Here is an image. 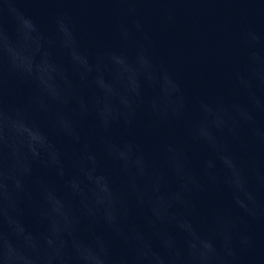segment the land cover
Wrapping results in <instances>:
<instances>
[{
  "label": "water",
  "instance_id": "water-1",
  "mask_svg": "<svg viewBox=\"0 0 264 264\" xmlns=\"http://www.w3.org/2000/svg\"><path fill=\"white\" fill-rule=\"evenodd\" d=\"M0 264H264V0H0Z\"/></svg>",
  "mask_w": 264,
  "mask_h": 264
}]
</instances>
